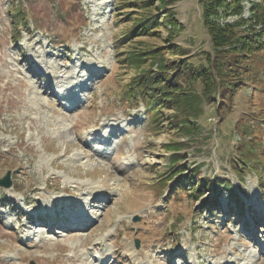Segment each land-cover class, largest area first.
<instances>
[{
    "label": "rangeland",
    "instance_id": "1",
    "mask_svg": "<svg viewBox=\"0 0 264 264\" xmlns=\"http://www.w3.org/2000/svg\"><path fill=\"white\" fill-rule=\"evenodd\" d=\"M239 4L238 55L200 0H0V264H264V18ZM139 75L187 93L155 112Z\"/></svg>",
    "mask_w": 264,
    "mask_h": 264
},
{
    "label": "trees",
    "instance_id": "2",
    "mask_svg": "<svg viewBox=\"0 0 264 264\" xmlns=\"http://www.w3.org/2000/svg\"><path fill=\"white\" fill-rule=\"evenodd\" d=\"M204 11H203V17L204 21L210 31V33L213 35V41L214 46L217 49L221 48H227L230 51L236 53V54H242L246 51L253 49V47H257L255 42H259V39L256 38H247L239 34L238 32L233 30V27H231V23L223 24L219 23L218 19L221 15H227L228 13H234V14H240L242 10H238L237 8L240 6L241 0H200ZM252 9L251 14H253L254 19L256 21H260L261 18H264V2H258L255 0H252ZM145 8L148 7V5L144 6ZM13 15H17L19 12L12 10ZM19 15V14H18ZM137 21H136V20ZM136 21V25L134 26L133 30H131L129 36H131L134 33H144L149 32L153 33L156 30H154V27H158V24L160 23L159 16L153 15L152 13H144L141 18H134ZM261 23H264V19L261 21ZM153 29V30H152ZM159 52H157L156 48L151 49H145L140 50L138 53H131L127 56L128 61L132 63L133 65L137 66L138 68L143 65L147 61V59H157L159 57ZM163 76L159 75H151L148 76H136V79L133 80V82L128 85L125 88V92H129L128 97L130 101H134L141 97L145 101L149 102V107L154 109L155 112H158L160 110V107H162V103L160 102V99L162 102H169L173 101L176 103V106L179 103V95L181 93H187L186 91L182 90L180 91L181 87L174 88L171 83L163 82V79H165ZM167 80L169 78H166ZM198 97L195 96V94H191L190 97L184 98V100H181L183 102L184 109H192L194 104L196 103ZM158 104L159 106H156ZM164 107V106H163ZM161 119V114H158L157 116L153 117V121L158 122ZM185 124V123H183ZM180 142L177 141H170L167 146L172 147L174 151H179ZM242 157V163L246 164L244 156ZM180 160V157H176L172 161V166L175 165ZM243 165H240L242 167ZM180 182L184 183L183 178H180ZM218 183V182H217ZM219 184V183H218ZM226 187L229 189L230 194L236 197L237 192L232 188L230 184H225ZM181 187V186H180ZM204 187V184H203ZM192 191H195L197 188L196 186H193Z\"/></svg>",
    "mask_w": 264,
    "mask_h": 264
},
{
    "label": "water",
    "instance_id": "3",
    "mask_svg": "<svg viewBox=\"0 0 264 264\" xmlns=\"http://www.w3.org/2000/svg\"><path fill=\"white\" fill-rule=\"evenodd\" d=\"M11 184H12V181H11V172L8 171L6 175H4L2 178H0V185L5 186V187H9V186H11ZM136 245L137 246L140 245L139 239L136 240ZM31 264H35V262L32 261Z\"/></svg>",
    "mask_w": 264,
    "mask_h": 264
},
{
    "label": "bare ground",
    "instance_id": "4",
    "mask_svg": "<svg viewBox=\"0 0 264 264\" xmlns=\"http://www.w3.org/2000/svg\"><path fill=\"white\" fill-rule=\"evenodd\" d=\"M106 141H107V140H106ZM106 141H104V142H106ZM104 142H103V143H104ZM89 195L91 196V197H90V200L92 201L91 198L94 197V195H96V191H94V190H93V191H90V192H89ZM81 213H82V212H81ZM79 214H80V213H79ZM79 214L74 215V219H75V220L72 221L73 224H70V225H72V226H74V225H75V226H80V225H83V224L85 223L84 221H82V220L79 219V218L76 220V217H77ZM83 219H84V218H83ZM49 225L51 226V224H49Z\"/></svg>",
    "mask_w": 264,
    "mask_h": 264
}]
</instances>
